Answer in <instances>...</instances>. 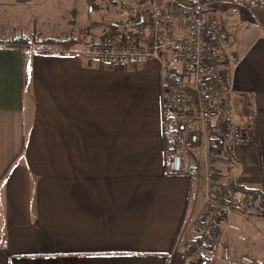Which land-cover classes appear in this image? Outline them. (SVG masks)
<instances>
[{
  "label": "crops",
  "instance_id": "1",
  "mask_svg": "<svg viewBox=\"0 0 264 264\" xmlns=\"http://www.w3.org/2000/svg\"><path fill=\"white\" fill-rule=\"evenodd\" d=\"M141 1L80 0L71 28L40 37L56 41L54 50L0 44V264H205L190 239L209 184L168 171L161 83L174 70L156 59L117 65L73 51L85 40L76 24L86 37L130 29ZM198 4L225 24L240 57L231 79L249 140L215 163L220 184L264 191V0ZM185 155L204 174V150ZM240 207L223 222L233 256L264 263V233L244 220L264 213ZM209 256L207 264H233Z\"/></svg>",
  "mask_w": 264,
  "mask_h": 264
},
{
  "label": "built area",
  "instance_id": "2",
  "mask_svg": "<svg viewBox=\"0 0 264 264\" xmlns=\"http://www.w3.org/2000/svg\"><path fill=\"white\" fill-rule=\"evenodd\" d=\"M148 36L150 48L145 47ZM229 39L225 24L215 15L205 17L198 0H151L130 29L106 30L85 39L73 51L88 61L117 65L156 59L163 71L174 70V81L163 79L161 83L168 171L202 177L209 184L203 209L194 221L197 235H208V253L215 259L264 264L248 254L234 257L223 226L238 198L222 192L215 163L249 140L238 118L231 79L240 57L229 49ZM162 50L168 53V60ZM197 147L204 150V174L199 163L186 160L185 153Z\"/></svg>",
  "mask_w": 264,
  "mask_h": 264
},
{
  "label": "rangeland",
  "instance_id": "3",
  "mask_svg": "<svg viewBox=\"0 0 264 264\" xmlns=\"http://www.w3.org/2000/svg\"><path fill=\"white\" fill-rule=\"evenodd\" d=\"M80 0H33L28 1L22 5H11L14 4L11 2V4L8 2V0H0V30L1 32H5V29H20V35L15 36V34H6L2 33L0 34V37H11V38H21V37H27L31 44V48L35 46V48L38 47V45L35 43V38L38 37V39H41L42 35H47L51 33L53 37H60L61 32L65 27V24H68L67 28H71L70 25L75 21V7L76 3H78ZM146 0L141 1V11H143ZM119 4V3H118ZM118 4H113L109 6V9H107V12L111 9H114L115 6ZM103 12L106 9H101ZM100 12V11H99ZM19 18L23 22L22 28L20 26H15L14 23L11 21V18ZM9 20V21H8ZM24 23H26V26H24ZM70 24V25H69ZM63 27V28H62ZM62 28V30H61ZM18 29V30H19ZM27 29L28 33H24L22 31H25ZM78 29L81 31L80 37L84 39H88L91 37H86L83 33L84 27L81 26L79 28L77 24L75 25V30ZM17 30V31H18ZM10 40H4L0 41V44L12 41ZM245 108H241L238 105V112H239V121L241 124L246 126V119L243 116L241 112H243ZM246 207H240V210H245ZM246 211V210H245ZM251 214H254L253 212H247L245 214V221L250 224V226L255 225L257 231L264 233V216L258 214L252 216ZM198 261V260H196Z\"/></svg>",
  "mask_w": 264,
  "mask_h": 264
},
{
  "label": "trees",
  "instance_id": "4",
  "mask_svg": "<svg viewBox=\"0 0 264 264\" xmlns=\"http://www.w3.org/2000/svg\"><path fill=\"white\" fill-rule=\"evenodd\" d=\"M35 41H36L35 43L38 45L37 48H39L40 50L49 51V50L56 49L55 44H57V42L54 40H40L37 37L35 38ZM73 43H72L71 38L64 40L63 42H58L61 48L63 47L62 45L65 46L62 49H70V45ZM5 44L17 46L24 50L25 48H30L32 43L27 37L26 38L21 37V38L13 39L12 41L6 42ZM61 48H58V49H61ZM175 73H176L174 74L175 76L179 75L177 72ZM171 80L174 81L173 78H171ZM222 192L224 194H228L232 196H235L236 193H242L243 197L239 200L236 199L237 200L235 201L236 205L245 206L248 210H256L259 213H264V191L248 189V188L238 186L235 184H230L229 187H226V188L222 187ZM247 199H249L250 201L247 202L246 201ZM210 243H211V240L206 233H201L198 235L197 233H195L194 239L192 241L193 257L196 260H199L201 263H205V264L209 263L210 256L208 253V248L210 246Z\"/></svg>",
  "mask_w": 264,
  "mask_h": 264
}]
</instances>
